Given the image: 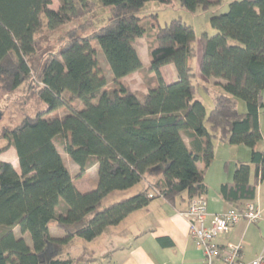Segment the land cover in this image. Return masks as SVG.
<instances>
[{"label": "trees", "instance_id": "16d2710c", "mask_svg": "<svg viewBox=\"0 0 264 264\" xmlns=\"http://www.w3.org/2000/svg\"><path fill=\"white\" fill-rule=\"evenodd\" d=\"M59 1L53 9L51 0H0V93L27 83L47 106L0 132L18 165L17 170L0 159V264H73L78 258L66 248L74 237L91 241L156 197L173 201L184 194L188 202L204 197L213 137L250 153L248 162L235 165L232 180L220 184L221 198L237 209L251 200L264 178V143L257 149L263 139L264 0L228 1L224 12L209 18L214 32L199 34L198 71L216 78L224 90L212 96L208 112L194 96L193 26L181 18L160 26L155 14L145 26L139 16L149 1L173 0H100L109 10L108 23L90 31L91 20L79 22L66 31L59 51L35 70V34L43 18L55 31L94 10L91 0ZM177 1L190 12L221 2ZM144 36L149 78L143 93L122 80L143 68L137 41ZM96 44L110 68L112 89L99 68ZM167 64L176 72L170 83L160 72ZM235 97L244 101V112L237 110ZM76 101L80 108L73 106ZM61 108L63 114L50 115ZM58 145L78 166L79 177L96 166L92 189L76 187ZM147 174L159 177L131 196L104 204L111 193L137 185ZM51 222L62 235L50 234ZM26 232L30 243L22 236Z\"/></svg>", "mask_w": 264, "mask_h": 264}, {"label": "crops", "instance_id": "0c3cea01", "mask_svg": "<svg viewBox=\"0 0 264 264\" xmlns=\"http://www.w3.org/2000/svg\"><path fill=\"white\" fill-rule=\"evenodd\" d=\"M160 72L166 83L176 80L173 65L162 66ZM164 72L168 73V78ZM262 96L264 104V90ZM259 123L263 139L257 144V149L261 150L264 143V106L259 114ZM217 140L212 141L214 159L208 170L204 172V180L207 184L204 197L209 215L237 206L236 203H230L221 198L219 186L232 180L233 170L238 162H248L250 158L247 147L227 145ZM220 150L227 154L223 158L222 166L217 170L214 162ZM1 160L4 159L1 158ZM8 162L13 164L11 161ZM252 173L253 167L251 168V180H253ZM158 177L159 175H146L143 183L135 189L136 193ZM83 179L84 177L79 179L78 183L73 180L76 187L80 191L92 189L95 181L85 187ZM128 192L120 197H128L130 195ZM247 201H252L259 206L260 219L254 223L239 221L229 232L220 236L217 242L221 246L240 243L243 260L250 261L264 252V178L257 182L254 197ZM187 205L188 200L184 194L177 196L173 201L156 197L148 205L130 213L119 224L108 227L91 241H75L74 238L77 237H74L66 251L70 254V245L79 242L78 252L75 255L70 254L78 258L73 264H201V252L193 245L188 233L187 220L180 213L187 208ZM49 232L53 236H59V234H53L50 225Z\"/></svg>", "mask_w": 264, "mask_h": 264}, {"label": "rangeland", "instance_id": "374dc122", "mask_svg": "<svg viewBox=\"0 0 264 264\" xmlns=\"http://www.w3.org/2000/svg\"><path fill=\"white\" fill-rule=\"evenodd\" d=\"M94 4V10L86 15L80 21H70L61 26L59 29L55 31H49L46 26V19L43 18V26L42 28L36 32L35 34V43H36V53L33 56L32 63L35 70H39L42 65L44 64L45 60L51 53H57L62 44V38L64 37L66 31L69 29L74 28L79 22L84 20H91L92 27L90 29L94 30L101 26H104L110 20V13L108 8L102 6L100 0H91ZM230 1V0H229ZM227 2L228 0H221L219 5L211 6L209 9L202 10L197 8L195 12H190L183 7H181L177 0H173L171 4H164L159 1H149L147 2L143 8L139 12V16L143 17V24L145 26L149 25V22L153 20L152 14L156 15V21L160 26H163L170 22L173 18H181L187 24L193 26L196 39L191 43L194 51V56L191 60V65L193 67V72L195 73L194 76V85H195V92L194 96L196 99L200 100L206 109V112L210 110L212 106L211 97L214 96L216 93L224 92L222 87L215 82L216 78H205L202 76L198 71V61L201 54L200 45L198 42L199 34L202 31H207L208 33L212 34L214 30L210 27L209 18L214 14H219L224 12L227 9ZM60 1L59 0H51L50 7L53 9L58 8ZM97 53L96 57L98 60L99 68L101 69L102 74L105 76L107 81V88L112 89L114 87L113 77L110 71V68L105 60V57L100 50L98 44H96ZM137 49L139 51V56L141 62L143 64V68L139 72H135L130 76L123 78V83L127 86L130 90L138 91V92H146L147 91V82L149 78V74L146 71V64L148 63V36H144L139 38L137 41ZM164 75L168 78V73L164 72ZM221 80V79H220ZM222 81V80H221ZM236 108L239 112L245 111V103L242 99L236 98ZM81 105L80 101L74 102L73 106L78 108ZM47 108L46 103L39 100L36 94L33 92V89L29 87L27 83H22L14 92L8 94L0 93V132L3 127H13L18 124L22 118L25 116H33L37 112H43ZM80 108V107H79ZM68 111V109H66ZM65 111L64 109H57L50 113L53 114H63ZM217 140L216 137L212 138V141ZM218 141V140H217ZM228 145V144H227ZM59 146V145H58ZM59 152L63 158L64 164L69 169L73 180L76 183L79 182V178L82 179L83 177H79V168L75 166V163L72 162L67 154L62 150L61 146H59ZM227 154L225 151H218L217 152V160L214 162L215 169H219L222 166L223 158ZM3 158L4 161H11L15 168L18 170L17 165V157L15 150L12 146H8L5 139L0 137V159ZM149 175V174H147ZM154 175V174H153ZM97 180V169L96 166H92L88 169L87 174L83 179V183L85 187L92 184V182ZM144 179L139 182L137 185L123 191H116L110 194L105 200L104 204H107L110 201L119 200L120 196H123V193H128L131 196L136 193L135 189L143 183ZM132 192V193H131ZM135 192V193H134ZM51 226L53 234L62 235L63 232L59 231L57 228H54V222L49 224ZM58 231V232H57ZM18 232V231H17ZM20 233H17V236ZM25 238L27 243H30V236L26 232L22 234ZM75 241H84L81 238H74ZM79 242H74L69 247V251L71 255H75L79 249Z\"/></svg>", "mask_w": 264, "mask_h": 264}, {"label": "built area", "instance_id": "2783aa9c", "mask_svg": "<svg viewBox=\"0 0 264 264\" xmlns=\"http://www.w3.org/2000/svg\"><path fill=\"white\" fill-rule=\"evenodd\" d=\"M188 223L189 237L201 252V264H262L264 252L250 261L241 255V244L221 246L217 239L229 232L239 221L254 223L261 217L259 206L252 201L245 202L240 209L231 208L209 215L203 196L193 197L184 211L180 212Z\"/></svg>", "mask_w": 264, "mask_h": 264}]
</instances>
